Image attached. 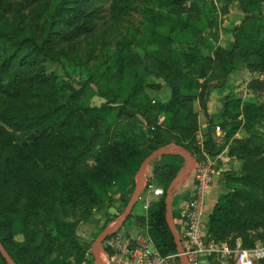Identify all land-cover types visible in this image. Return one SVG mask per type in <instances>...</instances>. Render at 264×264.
I'll return each instance as SVG.
<instances>
[{
	"label": "trees",
	"instance_id": "16d2710c",
	"mask_svg": "<svg viewBox=\"0 0 264 264\" xmlns=\"http://www.w3.org/2000/svg\"><path fill=\"white\" fill-rule=\"evenodd\" d=\"M236 2L247 12L232 30L231 46L216 45L211 37L217 35V16ZM135 11L146 34L132 30L112 62H95L97 33ZM145 56L154 59V72ZM49 62L64 72L79 69L86 78L69 91ZM240 64L264 72V0H0V241L14 261L94 264L66 218L86 222L94 206L113 199V186L130 184L143 160L162 146L176 143L203 157L196 138L199 115L191 104L196 99L206 120L202 149L217 157L228 145L243 163L235 180L226 178L229 187L241 186L220 194L208 237L231 247L238 239L243 248L264 243V142L252 144L264 123V96L244 102L226 93ZM153 77L164 80L168 101L150 96L149 89L161 87ZM218 87L222 106L210 114L207 103ZM95 92L105 99L100 105L88 101ZM217 125L225 129L221 146L213 132ZM241 129L249 137L229 145ZM152 163L166 194L184 157L167 154ZM165 194L149 208V232L168 255L177 247ZM0 261L8 264L1 253Z\"/></svg>",
	"mask_w": 264,
	"mask_h": 264
},
{
	"label": "rangeland",
	"instance_id": "374dc122",
	"mask_svg": "<svg viewBox=\"0 0 264 264\" xmlns=\"http://www.w3.org/2000/svg\"><path fill=\"white\" fill-rule=\"evenodd\" d=\"M230 9L233 10V12L232 13L229 12V14L224 15L226 17L223 18L222 21L221 29L223 30L224 36H230L231 31L237 25L240 24L245 13L247 12L245 9L242 8L239 2H236L234 4V7H231ZM133 14L135 15L128 17L126 20L121 21L120 23L111 24L109 22V25L105 24L104 27L97 33V35L94 37L97 46L95 51V55H97V61L95 62L100 64L107 59L112 62L113 57L116 56L119 51V46H120L119 44H121L122 41L124 42L125 38L128 39L131 37L132 30L139 28L141 34H142V29L143 32L145 33L143 26H141V22L143 20L142 15L137 11H135ZM104 43L107 44L106 48H104ZM176 46L179 47V45ZM180 47L183 48L182 46ZM85 49L86 48L82 49L81 51L82 55L85 53ZM203 51L204 53H207L205 49H203ZM145 61L149 65L152 72H154L156 70L154 66V59L145 56ZM46 64L49 66V70H52L54 68H57L59 70L61 74L60 79L63 82L67 83L68 90L69 88L72 89L71 85L74 83V81L77 80L80 81L82 80V78H86V74H80L79 69L76 72H73V68L70 67L69 69H67L66 72H64L63 70L64 68L58 63L49 62ZM213 73H215L214 75L216 77L214 82L219 83L221 76V69L218 66H216V69L214 70ZM153 79L157 82V84H161V87L160 88L157 87L158 90L149 89L148 91L150 93V96L156 99L160 97L163 101L164 100L168 101L170 92L168 87L165 85L164 80L162 78H157V77H153ZM201 81L203 82L204 79H201ZM257 82H260V86H257L258 85ZM225 87H226V93L231 92L233 94H236L238 97L242 98L244 102H256L260 96L261 97L264 96V72L251 71L244 64H240L237 69L233 70L230 73L228 77L227 85ZM94 89L97 90L95 87ZM212 90H213L212 94L214 93L217 95V105L219 108L218 110L220 111V108L222 106V100L224 99V94L219 87ZM88 101L91 104L100 105L102 102L105 101V99L102 98L99 94H97V92H95L88 98ZM191 104H194V108L199 115L197 121L199 130L196 133V138L198 143L203 148L204 137L202 133V125L206 120L204 118V114L202 113V109L200 107V100L199 99L193 100ZM208 106L209 103H207V108ZM257 128L259 130L260 136L259 138H254L252 140V144H260L264 142V123L258 124ZM145 129L146 127L142 126V130ZM213 132L215 134L214 135L215 138H217L219 142L218 146H221L225 142V137H224L225 129H222L220 126L217 125L214 128ZM248 137L249 134L244 129H241L235 135L234 137L235 139L232 138L228 143L229 145H232L235 144V141L238 138L239 139L242 138V140L243 139L245 140ZM144 147L146 148V146ZM202 148H201V152H202ZM209 158L216 165L218 173H222L225 179L228 178L231 180H235L233 177H236L242 172V168H243L242 160H240L238 156L230 155L228 145L217 157L210 156ZM167 160L168 159H163L162 161L165 162ZM152 168H153V163L151 162L149 165L150 173H153ZM218 181H219V188L216 187L215 191L223 188L222 180L218 178ZM154 182L159 184L158 179L156 178L154 179ZM160 185L164 187V184H160ZM233 185L241 186V184H239L238 182L237 183L234 182ZM233 185L230 184V187H232ZM134 188H135V178L130 184L118 183L117 186L115 184L113 186V191H112L113 199L110 202L104 203L103 205L94 206L93 215L86 222H76L75 220H71V218H66L65 221L68 225V229L74 227L73 231L71 229L69 232H71V234H73L74 237H76V239L78 240V242L82 245L85 252V256L88 257V259L91 258L90 251H92V244L94 240L107 226L114 224L117 221V219L120 216L119 213L122 210L124 212L126 208V206L124 208L125 202L126 200H129L131 198ZM186 188H187L186 184L178 188L172 199V207H173L176 228L177 230H179V233L181 235L183 233V228L178 222V217L180 215L179 213L180 204L184 200L189 198V194L186 193ZM120 192L122 193V197H120L121 195ZM159 200H160L159 197H155L152 195V193H149L146 190H144L141 194V198H139V200L136 202L133 211L131 213V216H129V218L124 222L123 226L120 228L121 231H125V230L132 231L134 235L140 232L145 233L146 223L147 224L149 223V210L144 208V205L148 204L149 207H153L157 204ZM17 239L19 240L22 239V236L21 235L17 236ZM258 244L264 245L263 242H259ZM60 255L63 259H66V257H64L62 254ZM257 263L258 261H256V264ZM0 264H4V263L0 261ZM47 264H51V262H48Z\"/></svg>",
	"mask_w": 264,
	"mask_h": 264
},
{
	"label": "built area",
	"instance_id": "2783aa9c",
	"mask_svg": "<svg viewBox=\"0 0 264 264\" xmlns=\"http://www.w3.org/2000/svg\"><path fill=\"white\" fill-rule=\"evenodd\" d=\"M202 154L203 157L195 156L197 162L190 172V179L178 187L186 184V193L189 194V198L181 203L178 217V222L183 228L182 235L179 234L184 254L189 264H202L203 257L219 264H256V261L264 259V245L243 248L238 240L236 246L231 247L225 241L217 242L208 237V222L205 219L206 198L218 170L210 160V155L203 149ZM154 179L148 168L144 190L161 198L165 194V188L154 182ZM144 208L149 210L150 207L145 204ZM145 230V233L134 235L132 231L118 229L107 236L101 245L103 260L107 264H180L178 252L164 255L159 251L149 232V223H146Z\"/></svg>",
	"mask_w": 264,
	"mask_h": 264
},
{
	"label": "water",
	"instance_id": "95a60500",
	"mask_svg": "<svg viewBox=\"0 0 264 264\" xmlns=\"http://www.w3.org/2000/svg\"><path fill=\"white\" fill-rule=\"evenodd\" d=\"M167 154H178L184 157V165L178 171L174 179L169 184L166 194H165V204H166V221L172 231V234L175 239L177 252L180 254V264H189L187 256L184 254V249L182 245L181 236L176 228L173 216V207H172V199L174 196L175 190L186 180L187 176L190 172L195 168L197 159L195 156L187 150L185 147L178 145L176 143H171L166 146H162L153 152H151L141 163L137 174L135 175V188L132 193V196L124 210V212L119 216L117 221L114 224L107 226L94 240L92 244V254L96 264H107L102 256H101V245L105 238L110 234L116 232L120 229L124 222L131 215L133 208L138 201L140 195L142 194L145 182L147 179V172L150 163L159 156L167 155ZM0 253L6 260L8 264H17L14 259L11 257L9 252L6 250L4 245L0 241Z\"/></svg>",
	"mask_w": 264,
	"mask_h": 264
},
{
	"label": "crops",
	"instance_id": "0c3cea01",
	"mask_svg": "<svg viewBox=\"0 0 264 264\" xmlns=\"http://www.w3.org/2000/svg\"><path fill=\"white\" fill-rule=\"evenodd\" d=\"M231 7H234V5H231ZM230 12L232 13L233 10L230 9ZM225 17L226 16L223 17V15H218L217 16L219 25H217V27H214V29H213V30H215L217 35L215 37L212 36L211 39L216 45H220L222 47L228 48V47L231 46V42H232L233 37H232V31H231L230 36H224L223 30L221 29L222 21H223V18H225ZM208 103H209V106H208L207 109H208V112L210 114H215V113H217L219 111L218 110L219 108H218V105H217V95L216 94H214V93L212 94L211 93V96H210V99H209ZM211 104H213V105H211ZM162 118L163 117H160V121L163 120ZM203 126H205L204 123H203ZM190 176H191V174H189L187 176L186 180H189ZM218 178H220L222 180L223 188L215 191L216 187L219 188ZM229 191H230V187L228 186L225 177L223 176L222 173H218L214 177L213 185L211 186V188H210V190H209V192L207 194V198H206L205 219L207 220V222L209 221L211 212L213 211L214 207L216 206V203L218 201V198H219L220 194L221 193H226V192H229ZM180 210H181V204H180L179 213H180ZM238 240H240V239H238ZM202 264H219V263L217 261H214V260L210 259V258L203 257L202 258ZM257 264H264V263H262V261L259 260Z\"/></svg>",
	"mask_w": 264,
	"mask_h": 264
}]
</instances>
